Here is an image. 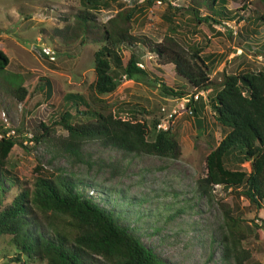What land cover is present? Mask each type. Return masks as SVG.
Listing matches in <instances>:
<instances>
[{
    "label": "rangeland",
    "instance_id": "1",
    "mask_svg": "<svg viewBox=\"0 0 264 264\" xmlns=\"http://www.w3.org/2000/svg\"><path fill=\"white\" fill-rule=\"evenodd\" d=\"M150 1L104 0L93 13L96 26L101 28L118 12L134 8L128 24L131 36H144L152 42H161L170 36L184 50L197 46L203 56L211 55L217 60L210 75L214 82L220 80L222 71H257L264 67V56L255 53L264 43V0L228 1L224 9L230 12L231 21L203 25L191 22L185 9L178 11L190 5L191 0ZM1 4L0 20L8 28L14 23L1 39L10 40L4 42L5 49H9L11 58L22 68L11 66L0 70V131L7 125V130L15 131L11 138L23 140V145L32 147L28 152L15 145L7 159L8 169L21 183L32 185L33 169L38 165L54 172L74 173L76 178L91 180L108 189L122 190L137 201L129 208H122L128 221L134 222L137 215L140 220L135 225L143 232V240L153 246L161 258L173 264H234L232 260L223 262L220 243L211 241L213 236L219 237L225 232L224 215L228 210L240 219L239 230L245 237L241 247L252 260L264 264V201L262 210L256 213L246 200L229 190L215 186L208 194L200 187L206 176L205 158L223 137L207 102V97L214 95L211 89L201 93L205 108L202 128L198 129L193 116L184 110L187 99L165 95L153 79L151 70L159 68V80L179 86L182 81L176 77L173 65L147 64L151 59L142 47L123 46L119 47L121 57L134 54L144 67L147 64L149 76L121 82L113 93L101 97L104 103L95 105L90 86L95 78L93 55L100 43L91 41L92 36L88 35L84 44L78 39L63 40L69 32L65 26L73 27L77 16L85 9L90 10L83 0H1ZM16 10L24 32L16 30L20 25L15 21ZM200 12L202 16L206 14L204 8ZM260 17L263 19H257ZM117 22L120 23L119 18ZM246 25L256 30L255 34L247 36L248 41L240 36ZM58 30H62V36ZM239 42L252 49H242ZM43 46L54 51L53 61L42 55ZM45 81L51 86L50 95ZM20 85L30 90L28 103L18 102L12 96L11 91ZM67 93L80 94L92 108L106 106L104 110L124 119L130 108L125 105H133L138 110L137 120L148 127V140L154 138L157 126L172 113L171 127L180 156L171 159L147 154L127 155L104 150L95 141H89L84 144L82 163L75 162L55 154L54 144L66 136L59 125L50 130V138L46 141L36 146L32 142L29 144L34 134L42 132L41 123L50 126L52 120L58 119V114L65 109L64 95ZM241 166L248 169V163ZM230 167L237 169L239 163L235 161ZM13 194L10 190L3 205L9 203ZM8 240V236L0 238V264H45L26 258L21 263L9 262L8 258L15 254L13 248L7 247Z\"/></svg>",
    "mask_w": 264,
    "mask_h": 264
},
{
    "label": "trees",
    "instance_id": "2",
    "mask_svg": "<svg viewBox=\"0 0 264 264\" xmlns=\"http://www.w3.org/2000/svg\"><path fill=\"white\" fill-rule=\"evenodd\" d=\"M103 1L83 0L90 10L82 11L73 27L65 26L69 32L63 39H78L80 44H84L88 35L92 36L91 41L100 43L93 55L95 78L90 86L93 104L104 103L101 97L113 93L125 80L147 78V64L151 62L155 67L173 65L176 77L182 81L179 86L159 80V68L151 70L153 79L165 95L187 99L184 110H191L194 119L203 120L205 104L200 94L211 89L214 95L207 97V102L223 137L205 158L206 176L200 187L208 194L215 186L229 190L246 200L258 213L264 201V67L257 71H222L220 80L214 82L210 75L217 60L211 55L203 56L197 46L184 50L170 36L161 42H152L144 36H131L128 24L135 13L134 8L118 12L101 28L97 27L93 13ZM191 1L190 5L178 11L185 9L191 22L203 25L231 21L230 12L224 7L226 2L238 0ZM202 8L206 10L203 16ZM248 28L246 25L240 35L245 41H248L247 36L256 33L255 29ZM57 33L63 35L62 30ZM239 44L242 49H252L249 45ZM123 46H140L151 60L141 68L134 54L121 57L119 47ZM255 53L264 56V43ZM8 63V57L0 50V70H5ZM45 82L50 95L51 86ZM11 93L21 103H28L31 96L29 88L23 85ZM64 103L65 109L58 114V119L52 120L50 126L41 123L42 132L30 138L33 146L49 139L50 130L59 125L66 136L56 140L53 146L55 154L72 158L75 162L82 163L84 144L89 141H95L104 150L127 155L147 154L171 159L180 156L171 125L157 130L154 138L148 140V127L137 120L138 110L133 105H125L130 108H127V118L124 119L104 110L106 106L92 108L80 94L67 93ZM140 110L143 112V108ZM0 133L5 135L6 129ZM15 145L28 152L32 150V147L23 145V140L0 138V238L8 236L7 247L14 250L15 255L8 258L9 262L21 263L26 258L45 264H173L161 258L158 251L143 240V232L135 225L140 220L137 215L134 222L128 221L122 208L136 204L135 199L127 197L122 190L108 189L91 180L76 178L74 173L54 172L38 165L33 169L35 178L32 185L21 183L7 167L8 156ZM235 161L239 168L232 169L230 165ZM243 163H248L247 170L242 168ZM10 190H13V197L3 205ZM239 221V217L226 210L225 232L219 237L213 236L211 241L220 243L225 263L232 260L234 264H260L241 247L245 237L239 230Z\"/></svg>",
    "mask_w": 264,
    "mask_h": 264
},
{
    "label": "crops",
    "instance_id": "3",
    "mask_svg": "<svg viewBox=\"0 0 264 264\" xmlns=\"http://www.w3.org/2000/svg\"><path fill=\"white\" fill-rule=\"evenodd\" d=\"M1 7H2V4H1V0H0V9H1ZM15 15H16V17H15V21H16V23L17 22H19L20 23V25L19 26H17L16 27V30H22L23 32H24V29L25 28H23V27H21L22 25H23V23L21 22V19L19 18V13H18V11L16 10L15 12ZM22 20H23V18H22ZM0 24H1V26H0V50L1 51H3L4 53H5V55L8 57V59H9V63H8V66H7V68H10L11 66H13V68H17V69H19V68H22V67H20V64H18L17 63V61H16V59H14V58H11V56L9 55V49H5V41L7 40L8 42L10 41V40H8L7 38H3V39H1V35L2 34H6L7 32H8V30H10L9 28L14 24H10L9 25V28L8 27H6V25H4V23H3V21L2 20H0ZM27 30V29H26ZM13 34H15V31L14 32H12ZM39 41V43H41V40H38ZM15 45H19L20 46V44H17L16 42H15ZM21 47V46H20ZM22 48V47H21ZM15 60V64H13V61ZM6 68V69H7ZM5 69V70H6Z\"/></svg>",
    "mask_w": 264,
    "mask_h": 264
},
{
    "label": "built area",
    "instance_id": "4",
    "mask_svg": "<svg viewBox=\"0 0 264 264\" xmlns=\"http://www.w3.org/2000/svg\"><path fill=\"white\" fill-rule=\"evenodd\" d=\"M42 51H43V54H45L51 61L54 60V51L52 49H50L47 46H45V47L43 46ZM138 66L141 67V68L144 67L143 64H141V63H139ZM188 113L189 114H192L191 110H189ZM173 118H174V116H173L172 113L171 114H167L166 115V121H164L163 123L159 124L157 126V130H159V129H166L168 125H171V121L170 120H173ZM4 128L6 129V133H5V135H3V134L0 133V138L2 136H6L8 138H11L13 135H15V131L14 130H7L8 129V126L7 125H4ZM28 143L30 144L31 141H28Z\"/></svg>",
    "mask_w": 264,
    "mask_h": 264
},
{
    "label": "water",
    "instance_id": "5",
    "mask_svg": "<svg viewBox=\"0 0 264 264\" xmlns=\"http://www.w3.org/2000/svg\"><path fill=\"white\" fill-rule=\"evenodd\" d=\"M194 122H195V126H196V128H198V129L202 128V119H200V118H196V119L194 120Z\"/></svg>",
    "mask_w": 264,
    "mask_h": 264
},
{
    "label": "clouds",
    "instance_id": "6",
    "mask_svg": "<svg viewBox=\"0 0 264 264\" xmlns=\"http://www.w3.org/2000/svg\"><path fill=\"white\" fill-rule=\"evenodd\" d=\"M203 93V92H202ZM201 95V94H200ZM192 112V111H191ZM188 113V112H187ZM189 114V113H188ZM200 119H202V118H200ZM195 120V119H194Z\"/></svg>",
    "mask_w": 264,
    "mask_h": 264
}]
</instances>
